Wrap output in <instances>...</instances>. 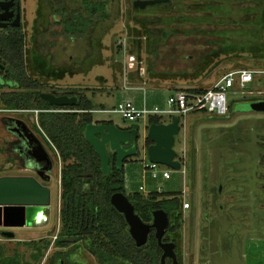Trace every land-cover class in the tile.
Instances as JSON below:
<instances>
[{
  "label": "rangeland",
  "instance_id": "obj_1",
  "mask_svg": "<svg viewBox=\"0 0 264 264\" xmlns=\"http://www.w3.org/2000/svg\"><path fill=\"white\" fill-rule=\"evenodd\" d=\"M20 6L28 71L56 91L75 86L72 82L81 78L83 84L98 87L102 76H108L114 83L105 100L110 110H98L94 118L139 122L142 136L144 119L131 122L113 110L128 65L148 81H179L184 90L210 88L230 70L255 71L245 88L235 85L227 92V114L195 111L181 117L174 144L181 168H171L170 179L153 182L163 192L183 189L182 198L190 203L181 228L170 236L177 240L179 264H264V111L239 109L264 99V0H171L145 8L133 7L132 0H110L109 18L97 19L91 32L74 37L65 35L57 20L79 12L82 0H20ZM7 89L0 87V93ZM145 89L149 95L158 91L163 108L169 107L168 90ZM172 118L167 113L161 117L165 122ZM16 120L46 147L51 168L35 169L26 141L12 130ZM37 121L35 111H9L0 100V176L33 175L51 190L50 208L42 219L29 226L0 227L4 254L18 252L33 264H49L62 251L69 254L68 259L58 257L64 264H97L82 245L58 248L53 243L61 226L63 162L35 129ZM136 157L128 167L143 174L148 159ZM230 195L233 200L227 199ZM41 238L51 243L36 260L23 241Z\"/></svg>",
  "mask_w": 264,
  "mask_h": 264
},
{
  "label": "trees",
  "instance_id": "obj_2",
  "mask_svg": "<svg viewBox=\"0 0 264 264\" xmlns=\"http://www.w3.org/2000/svg\"><path fill=\"white\" fill-rule=\"evenodd\" d=\"M110 0H82L79 12L71 11L70 16L62 15L57 20L63 25L62 32L70 37L86 35L92 31L97 19H107L110 14L107 4ZM26 35L21 25L0 28V62L5 66L0 87H7L0 93L5 109L38 110L35 129L42 132L47 144L58 152L61 161V226L54 239L58 248L84 246L97 260V264H161L162 248L155 236V229L149 232L145 244L138 246L129 232L124 214L110 201L115 192H123L135 206V211L143 221L151 222L155 209H164L170 217V224L163 236L164 241H174L170 237L181 228L183 202L181 192L150 191L144 194L137 190L127 193L125 170L116 167V157L110 153V171L103 174L101 160L93 146L86 140L84 130L93 122V103L82 92L76 90L56 91L52 85L33 76L28 71L26 59ZM49 88L56 94L76 95L73 105L57 106L41 97V92ZM207 88H189L190 91H205ZM162 116L151 115L149 123L162 122ZM97 122H112L101 120ZM138 127V124H132ZM151 140L148 138L147 143ZM128 159L125 160V162ZM38 166L42 162L37 163ZM90 173L88 181L83 174ZM93 185V190L91 186ZM33 251L31 257L40 259L51 243L50 239L23 241ZM68 253L57 251L49 264H64ZM0 264H33L18 252L4 254L0 243ZM165 264H173L167 259Z\"/></svg>",
  "mask_w": 264,
  "mask_h": 264
},
{
  "label": "water",
  "instance_id": "obj_3",
  "mask_svg": "<svg viewBox=\"0 0 264 264\" xmlns=\"http://www.w3.org/2000/svg\"><path fill=\"white\" fill-rule=\"evenodd\" d=\"M168 0H135L134 6L144 8L148 4L167 2ZM13 0L0 1V27L7 25L13 13L9 9ZM20 12L16 14L12 25H20ZM41 97L57 106H73L78 98L76 95L56 94L50 91L41 92ZM240 110L264 111V99L250 101L241 104ZM20 125L26 131V125L21 120H16V126L12 128L14 132H20ZM146 134L142 136L141 127L122 126L115 122L93 121L86 125L84 136L93 146L101 160V170L103 174L110 171V153L116 157V167L123 169L125 160L134 156L144 154L151 162L166 165L172 169L181 168L180 161L176 158L174 148L175 135L181 130L180 118L173 117L169 122L147 123L144 125ZM25 136L30 139L32 155L38 161L51 163L46 147L39 139L29 131ZM151 142L147 143V139ZM84 180L88 181L90 173L83 174ZM93 190V185L91 186ZM114 207L124 214L129 226V232L138 246L146 243L149 232L155 229V236L158 244L162 248L161 264H165L167 259H171L173 264H179L176 243L174 241H164L163 236L170 224V217L164 209H155L152 213L151 222H145L135 211V206L128 195L123 192H115L110 197ZM51 202V190L47 185L42 184L33 175H2L0 176V227L3 226H29L42 219ZM7 236H13V231H4Z\"/></svg>",
  "mask_w": 264,
  "mask_h": 264
},
{
  "label": "built area",
  "instance_id": "obj_4",
  "mask_svg": "<svg viewBox=\"0 0 264 264\" xmlns=\"http://www.w3.org/2000/svg\"><path fill=\"white\" fill-rule=\"evenodd\" d=\"M254 74V70L234 69L226 72L214 86L207 88L205 91L177 90L169 94L167 100L168 108L157 105L153 107H147L146 105L138 107L133 102L125 100L118 102L113 110L131 122L138 121L142 118L146 120V123L149 116H162L165 113L170 114L172 117L178 116L180 120L182 116H186L195 111H206L224 115L228 112L227 92L235 85H238L240 88H245L248 83L254 80ZM6 110L11 111L17 109ZM34 111L38 113V110ZM162 166L165 165L149 160L143 161V178L149 176L155 181L159 178H171V168H162ZM140 189L145 190L144 185H141ZM155 190L160 191L161 187L157 185ZM183 207H190V203L188 201L183 202Z\"/></svg>",
  "mask_w": 264,
  "mask_h": 264
},
{
  "label": "crops",
  "instance_id": "obj_5",
  "mask_svg": "<svg viewBox=\"0 0 264 264\" xmlns=\"http://www.w3.org/2000/svg\"><path fill=\"white\" fill-rule=\"evenodd\" d=\"M127 70L128 71L126 73L122 72L123 86H122V88H121V85L118 86L119 96L117 98V103L120 101L129 100V101L133 102L138 107H142L144 105H146L147 107H153L155 105L163 107V102H159V99H158V93L159 92L155 91V90H151L150 95H149L148 94L149 90L146 91L145 86H148V85L149 86H158L159 88H164L165 90H168L169 94H171L177 90H180L182 87L180 84L181 82H179V81L177 82L174 80L173 81L164 80L161 83H158V82L154 83V82L148 81L141 73L138 72L137 67L135 69L134 65H128ZM102 77H103L102 78V84L98 87H91V86H87L88 84H83L86 81L84 80V78H81V79L77 80L78 82H72L73 85H75V86H71V88L69 87V89H67L68 88L67 87V88L61 90V91L76 90V91H80V92L84 93L93 103L92 113H93V120L94 121L109 120L106 118L101 119V120L94 118V113L96 111H98V110L109 111L110 110L107 108L108 104L105 100H106V98L111 97V94H112L111 90L114 87L111 89L110 85H112L114 83H113V81L108 82V79H107L108 76H102ZM50 85H53V84H50ZM91 88H94V89H91ZM189 88H195V87H189ZM189 88H187V89H189ZM142 90L144 92L141 93ZM96 100H98V101H96ZM97 107H99V108H97ZM113 122H115V121H113ZM145 123H146V120L144 122V125H145ZM117 124L122 125V126H130V125L135 124V123L124 122V123H117ZM136 124L139 125L140 123H136ZM136 158H137L136 156L129 158L124 164L125 187H126L127 193H131V192H134L137 190H140L142 192H150V191L155 190V188L157 187V185L155 186L154 185L155 183L153 182L155 180H152L149 176H147L146 178H143L142 172H141V174L136 175V173L134 171L129 169L128 166H130V164H131L130 162L134 161ZM141 185H144L145 190L140 189ZM181 191H182L181 192L182 193L181 198H182L184 191H183V189ZM182 199H184V198H182ZM227 199L233 200L232 195L228 196ZM188 208H191V207H188ZM188 208H186V209H188ZM184 209L185 208L182 207L183 220H184Z\"/></svg>",
  "mask_w": 264,
  "mask_h": 264
},
{
  "label": "flooded vegetation",
  "instance_id": "obj_6",
  "mask_svg": "<svg viewBox=\"0 0 264 264\" xmlns=\"http://www.w3.org/2000/svg\"><path fill=\"white\" fill-rule=\"evenodd\" d=\"M0 1H2V0H0ZM3 1H9V0H3ZM134 1L135 0H132V5H133V7H135L134 6ZM169 2H171V0H168L167 2H160V3H169ZM160 3H154V4H148V5H146L145 7H147V6H151V5H155V4H160ZM144 7V8H145ZM135 8H141V7H135ZM9 9L10 10H12L13 11V13L11 14V16H10V18L8 19V20H6V23H7V25L6 26H4V27H0V28H6V27H8L9 25H12L11 23H12V21L15 19V17H16V14L18 13V12H20V16H21V6H20V0H13V2H12V4L9 6ZM2 11V9H1V7H0V12ZM22 24V22L20 23V25ZM4 68H5V66L0 62V71H4ZM4 72L2 73H0V83H5V80L3 79V76H4ZM4 88V87H3ZM15 127V126H14ZM20 131H21V133H23L22 135H20V132H15L20 138H22L24 141H26V147L29 149V151H30V153H31V155H32V147L30 146V139L29 138H27L26 136H25V132L26 131H29V132H31L28 128H26V131H24V128L22 127V125H20ZM34 134V133H33ZM35 135V134H34ZM36 136V135H35ZM37 137V136H36ZM38 138V137H37ZM39 139V138H38ZM39 141H40V139H39ZM22 147H20L18 150H19V152H22ZM32 158H33V160H32V164H33V166L35 167V169H39V168H42V167H45V166H47V167H49V168H51V163H48L47 161H45V160H43V161H38V160H36L34 157H33V155H32ZM38 162H42V165H40V166H38ZM4 232V231H3Z\"/></svg>",
  "mask_w": 264,
  "mask_h": 264
},
{
  "label": "bare ground",
  "instance_id": "obj_7",
  "mask_svg": "<svg viewBox=\"0 0 264 264\" xmlns=\"http://www.w3.org/2000/svg\"><path fill=\"white\" fill-rule=\"evenodd\" d=\"M39 221V220H38Z\"/></svg>",
  "mask_w": 264,
  "mask_h": 264
}]
</instances>
